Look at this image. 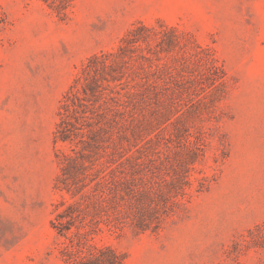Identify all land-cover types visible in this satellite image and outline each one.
Masks as SVG:
<instances>
[{
  "label": "rangeland",
  "instance_id": "rangeland-1",
  "mask_svg": "<svg viewBox=\"0 0 264 264\" xmlns=\"http://www.w3.org/2000/svg\"><path fill=\"white\" fill-rule=\"evenodd\" d=\"M107 261L264 264V0H0V264Z\"/></svg>",
  "mask_w": 264,
  "mask_h": 264
},
{
  "label": "trees",
  "instance_id": "trees-1",
  "mask_svg": "<svg viewBox=\"0 0 264 264\" xmlns=\"http://www.w3.org/2000/svg\"><path fill=\"white\" fill-rule=\"evenodd\" d=\"M60 138L63 139V140L67 138V137L64 135L63 131L60 132ZM55 227H56V226H55ZM59 232H60V231H59ZM107 262H109L110 264H114V263H111V262H113V261H107Z\"/></svg>",
  "mask_w": 264,
  "mask_h": 264
}]
</instances>
